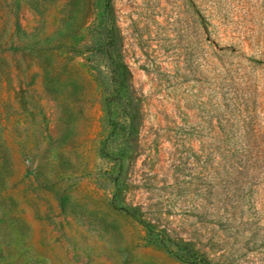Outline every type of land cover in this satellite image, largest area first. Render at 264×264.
<instances>
[{"label":"rangeland","instance_id":"rangeland-1","mask_svg":"<svg viewBox=\"0 0 264 264\" xmlns=\"http://www.w3.org/2000/svg\"><path fill=\"white\" fill-rule=\"evenodd\" d=\"M107 1L0 0V264H264V0Z\"/></svg>","mask_w":264,"mask_h":264},{"label":"trees","instance_id":"trees-1","mask_svg":"<svg viewBox=\"0 0 264 264\" xmlns=\"http://www.w3.org/2000/svg\"><path fill=\"white\" fill-rule=\"evenodd\" d=\"M106 12L108 15L113 12V6L109 0L106 4ZM103 52L109 60V67L111 69L112 77L117 85L118 95L123 101V106L126 109L128 116L136 117L138 114V104L131 89L128 71L121 61L120 48L116 39L109 41L108 44L103 47ZM185 250L188 252L187 255L177 254V256L184 261H194L201 264H219L199 256L191 250L190 247H186Z\"/></svg>","mask_w":264,"mask_h":264}]
</instances>
